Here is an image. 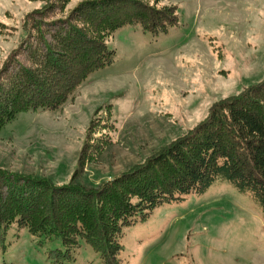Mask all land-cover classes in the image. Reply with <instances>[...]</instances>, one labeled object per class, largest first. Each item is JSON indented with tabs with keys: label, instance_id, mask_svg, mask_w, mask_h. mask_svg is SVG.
<instances>
[{
	"label": "rangeland",
	"instance_id": "374dc122",
	"mask_svg": "<svg viewBox=\"0 0 264 264\" xmlns=\"http://www.w3.org/2000/svg\"><path fill=\"white\" fill-rule=\"evenodd\" d=\"M85 1L0 0V73L26 40L28 17L66 19ZM143 1L173 7L176 25L155 36L138 25L107 35L112 62L62 106L19 112L0 126V168L97 190L195 127L216 101L264 79V0ZM119 243L122 264H264V211L216 180L123 227ZM64 247L12 223L0 235V264H102L83 240L68 258Z\"/></svg>",
	"mask_w": 264,
	"mask_h": 264
},
{
	"label": "trees",
	"instance_id": "16d2710c",
	"mask_svg": "<svg viewBox=\"0 0 264 264\" xmlns=\"http://www.w3.org/2000/svg\"><path fill=\"white\" fill-rule=\"evenodd\" d=\"M42 18L28 17V36L0 73V126L19 112L62 106L91 72L112 62L105 37L118 28L138 25L155 36L177 23L173 7L143 0H89L66 19ZM216 180L248 193L264 211V79L216 101L195 127L97 190L0 168V235L16 223L33 235L59 238L66 258L83 240L102 264H122L123 227Z\"/></svg>",
	"mask_w": 264,
	"mask_h": 264
}]
</instances>
